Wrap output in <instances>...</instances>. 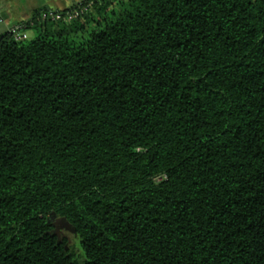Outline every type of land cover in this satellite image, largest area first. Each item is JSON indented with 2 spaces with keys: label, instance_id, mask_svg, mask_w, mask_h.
Instances as JSON below:
<instances>
[{
  "label": "trees",
  "instance_id": "trees-1",
  "mask_svg": "<svg viewBox=\"0 0 264 264\" xmlns=\"http://www.w3.org/2000/svg\"><path fill=\"white\" fill-rule=\"evenodd\" d=\"M41 11L0 33V264H264V0Z\"/></svg>",
  "mask_w": 264,
  "mask_h": 264
},
{
  "label": "crops",
  "instance_id": "crops-1",
  "mask_svg": "<svg viewBox=\"0 0 264 264\" xmlns=\"http://www.w3.org/2000/svg\"><path fill=\"white\" fill-rule=\"evenodd\" d=\"M85 0H0L2 16L5 20L0 33L10 30L11 27L28 21L33 13L39 10L62 11L80 4ZM28 33V32H27Z\"/></svg>",
  "mask_w": 264,
  "mask_h": 264
},
{
  "label": "built area",
  "instance_id": "built-area-1",
  "mask_svg": "<svg viewBox=\"0 0 264 264\" xmlns=\"http://www.w3.org/2000/svg\"><path fill=\"white\" fill-rule=\"evenodd\" d=\"M97 0H89L85 2V4L80 5L78 7H71L70 10H62V11H55V10H42L40 12L39 19L42 21H51V22H63V23H73L78 19L82 18L84 15L88 14ZM5 22L2 11L0 8V25H3ZM13 35L14 39L18 42L27 41L29 40L27 29L24 25L18 24L10 28L9 30Z\"/></svg>",
  "mask_w": 264,
  "mask_h": 264
},
{
  "label": "rangeland",
  "instance_id": "rangeland-1",
  "mask_svg": "<svg viewBox=\"0 0 264 264\" xmlns=\"http://www.w3.org/2000/svg\"><path fill=\"white\" fill-rule=\"evenodd\" d=\"M1 30H2V27H0V32H1ZM27 32H28L27 34H28L29 40L34 38V36H35V31L34 30L28 29ZM65 238L68 241V245L70 247H74V249L77 252H79V241H78L77 237L74 234H72V233H70L68 231H65Z\"/></svg>",
  "mask_w": 264,
  "mask_h": 264
},
{
  "label": "water",
  "instance_id": "water-1",
  "mask_svg": "<svg viewBox=\"0 0 264 264\" xmlns=\"http://www.w3.org/2000/svg\"><path fill=\"white\" fill-rule=\"evenodd\" d=\"M57 222L60 223L63 228H65L68 232L72 233V234H76V230L74 229V227L66 220V218H58ZM57 234V233H56ZM58 235V234H57ZM59 236V235H58ZM59 239L61 240V238L59 237Z\"/></svg>",
  "mask_w": 264,
  "mask_h": 264
},
{
  "label": "flooded vegetation",
  "instance_id": "flooded-vegetation-1",
  "mask_svg": "<svg viewBox=\"0 0 264 264\" xmlns=\"http://www.w3.org/2000/svg\"><path fill=\"white\" fill-rule=\"evenodd\" d=\"M54 227H55V232L59 235L60 238H65V231H67L65 228H63V226L57 222L54 223Z\"/></svg>",
  "mask_w": 264,
  "mask_h": 264
}]
</instances>
